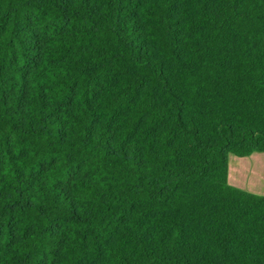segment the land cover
<instances>
[{
	"label": "trees",
	"instance_id": "trees-1",
	"mask_svg": "<svg viewBox=\"0 0 264 264\" xmlns=\"http://www.w3.org/2000/svg\"><path fill=\"white\" fill-rule=\"evenodd\" d=\"M264 0H0V264H264Z\"/></svg>",
	"mask_w": 264,
	"mask_h": 264
},
{
	"label": "crops",
	"instance_id": "crops-1",
	"mask_svg": "<svg viewBox=\"0 0 264 264\" xmlns=\"http://www.w3.org/2000/svg\"><path fill=\"white\" fill-rule=\"evenodd\" d=\"M232 156H229V183L264 195V152H254L245 157Z\"/></svg>",
	"mask_w": 264,
	"mask_h": 264
},
{
	"label": "rangeland",
	"instance_id": "rangeland-1",
	"mask_svg": "<svg viewBox=\"0 0 264 264\" xmlns=\"http://www.w3.org/2000/svg\"><path fill=\"white\" fill-rule=\"evenodd\" d=\"M234 157H238V156L233 155L232 158H234ZM236 187H237V186H236Z\"/></svg>",
	"mask_w": 264,
	"mask_h": 264
}]
</instances>
